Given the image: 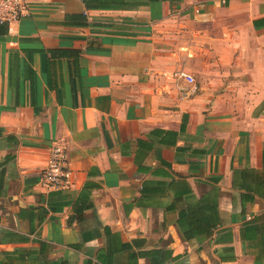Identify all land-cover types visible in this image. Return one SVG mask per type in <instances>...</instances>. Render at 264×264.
<instances>
[{
  "label": "crops",
  "instance_id": "obj_1",
  "mask_svg": "<svg viewBox=\"0 0 264 264\" xmlns=\"http://www.w3.org/2000/svg\"><path fill=\"white\" fill-rule=\"evenodd\" d=\"M98 1L0 26V264H264V0Z\"/></svg>",
  "mask_w": 264,
  "mask_h": 264
},
{
  "label": "built area",
  "instance_id": "obj_2",
  "mask_svg": "<svg viewBox=\"0 0 264 264\" xmlns=\"http://www.w3.org/2000/svg\"><path fill=\"white\" fill-rule=\"evenodd\" d=\"M30 0H0V25L17 22L27 13ZM190 84L194 85L191 75L182 74ZM66 147L54 142L49 150L45 165L40 173L39 184L47 191L59 190L70 184L71 168Z\"/></svg>",
  "mask_w": 264,
  "mask_h": 264
},
{
  "label": "trees",
  "instance_id": "obj_3",
  "mask_svg": "<svg viewBox=\"0 0 264 264\" xmlns=\"http://www.w3.org/2000/svg\"><path fill=\"white\" fill-rule=\"evenodd\" d=\"M82 1L85 4V7L88 8V9H90V8H99L103 4V3H99L98 0H82ZM79 17L81 19H84V17H82V16H79ZM82 23H84V22H82ZM0 26H4V24H2ZM51 54L53 56H60V55H62V52H60L58 50H51Z\"/></svg>",
  "mask_w": 264,
  "mask_h": 264
},
{
  "label": "rangeland",
  "instance_id": "obj_4",
  "mask_svg": "<svg viewBox=\"0 0 264 264\" xmlns=\"http://www.w3.org/2000/svg\"><path fill=\"white\" fill-rule=\"evenodd\" d=\"M199 69H201V70H204V69H205V67H200Z\"/></svg>",
  "mask_w": 264,
  "mask_h": 264
}]
</instances>
